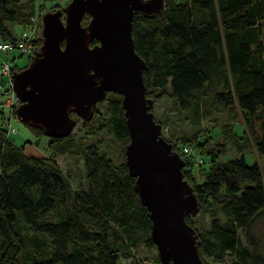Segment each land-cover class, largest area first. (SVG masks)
<instances>
[{"label": "trees", "instance_id": "1", "mask_svg": "<svg viewBox=\"0 0 264 264\" xmlns=\"http://www.w3.org/2000/svg\"><path fill=\"white\" fill-rule=\"evenodd\" d=\"M36 1L47 7V0H0V41H16L33 29V44L40 47ZM164 1L161 10H138L133 19L135 47L146 60L147 95L154 102L173 99L178 115L193 125L217 111L238 112L245 125L242 132L226 131L239 155L222 159L207 152L201 183L184 172L200 201L199 225L197 214L186 219L197 230L204 259L264 264V237L256 231L264 221V0ZM15 23L24 29L19 36ZM16 107L0 101V264H119L121 257L145 264L135 250L157 245L126 163L130 137L122 95L109 92L97 103L83 120L85 138L50 136L47 156L29 154L25 144L10 139L5 123ZM24 123L35 135H47ZM103 128L112 139L103 141ZM111 140L123 142L119 155ZM250 147L263 160L250 163ZM64 153L83 160L77 187L57 161Z\"/></svg>", "mask_w": 264, "mask_h": 264}, {"label": "water", "instance_id": "2", "mask_svg": "<svg viewBox=\"0 0 264 264\" xmlns=\"http://www.w3.org/2000/svg\"><path fill=\"white\" fill-rule=\"evenodd\" d=\"M164 3L70 0L62 8L44 11L40 47L26 66L13 71L16 113L45 134L63 137L79 119H90L109 92L120 93L130 137L126 163L147 206L161 262L207 264L197 230L186 219L200 210L194 186L184 174L187 160L162 134L154 99L147 95L146 60L136 50L132 33L136 11L153 13ZM86 15L90 18L84 22Z\"/></svg>", "mask_w": 264, "mask_h": 264}, {"label": "rangeland", "instance_id": "3", "mask_svg": "<svg viewBox=\"0 0 264 264\" xmlns=\"http://www.w3.org/2000/svg\"><path fill=\"white\" fill-rule=\"evenodd\" d=\"M69 1L70 0H47L44 2L47 7H43L42 9L41 1H36V13L42 14L48 9L55 10L57 7L62 8ZM56 3H58V5L55 6ZM89 18L90 15H86L84 22L88 21ZM13 29L18 36L24 31L22 25L19 23L13 24ZM1 56L13 61L17 67H21L24 65H22V63L28 62L30 55L29 53H22L18 47H15L9 53L4 50L1 51ZM7 79V76L0 75V82L7 81ZM9 95V93H5L0 90V101H7ZM175 105V101L171 98L159 99L154 102V114L156 119L163 124L162 134L167 139L171 140L174 143V148L179 150L181 155L186 158L187 164L183 168L184 172L187 173L192 182L197 180V182L201 183L205 177V168L207 169L210 163L207 152H217L219 154L218 157L222 159L225 157L231 158L239 155L235 145L226 135V131L228 129H235L238 132H242L245 125L240 113L236 112L232 114L230 111L214 112L204 118L199 125H193L188 119L185 120L178 115ZM101 110L104 109L101 108ZM15 115L11 118V124L15 127V129L9 132L10 139L18 145L25 144V150L29 154H35L38 156L50 155L52 153L48 145L50 136L35 135L34 132L20 120L18 115ZM72 133L76 140H79L81 137H86L83 119H79V122L75 126ZM101 136L103 137V141L112 139V135L107 128H103ZM205 138H207V141L200 144L199 142H203ZM111 142L116 144V146L112 148L114 154L119 155L121 153V146L123 142H120L119 144L118 141L111 140ZM185 147H188L189 151H185ZM246 152V157L250 163H253L257 159L263 160L262 158H259L253 147L246 149ZM203 156L206 159L205 164H202L201 162ZM56 158L64 171H71L74 179L73 186L77 187L78 182L84 179L85 170L83 160L79 159V157L75 155H70L69 153L57 154ZM199 217V213L194 216V221H196L195 225L197 226L199 225V222L197 221ZM256 231L264 237V221H260L258 223ZM135 254L140 259H143L145 264L161 263L156 261V256H158L157 247L148 248L141 246L135 250ZM230 259L231 257H228V261ZM131 260V258L121 257L119 264H129ZM205 260L209 264H214L211 258L205 257Z\"/></svg>", "mask_w": 264, "mask_h": 264}, {"label": "built area", "instance_id": "4", "mask_svg": "<svg viewBox=\"0 0 264 264\" xmlns=\"http://www.w3.org/2000/svg\"><path fill=\"white\" fill-rule=\"evenodd\" d=\"M37 18H35L36 20ZM36 36V33L33 29L25 30L23 36L18 38L16 41H0V51L10 52L13 48L18 47L22 53H29L31 55L35 49L33 44V38ZM16 64L13 61L0 59V75L7 76V81L0 82V90L5 93H9L7 99V105L13 107L18 105L19 99L16 95L13 83V68ZM15 114H11L9 120L6 122L9 132L14 130L15 127L11 124V118ZM17 116V114L15 115ZM185 151H189L188 147H185Z\"/></svg>", "mask_w": 264, "mask_h": 264}, {"label": "crops", "instance_id": "5", "mask_svg": "<svg viewBox=\"0 0 264 264\" xmlns=\"http://www.w3.org/2000/svg\"><path fill=\"white\" fill-rule=\"evenodd\" d=\"M7 53H9V52H7ZM30 56H31V55H30ZM30 56H29V59H30ZM0 59L10 60V59H7V58L2 57V56H1V51H0ZM28 61H29V60H28ZM26 63H27V62H26ZM23 64H25V63H22V65H23Z\"/></svg>", "mask_w": 264, "mask_h": 264}, {"label": "flooded vegetation", "instance_id": "6", "mask_svg": "<svg viewBox=\"0 0 264 264\" xmlns=\"http://www.w3.org/2000/svg\"><path fill=\"white\" fill-rule=\"evenodd\" d=\"M29 61H30V59H29ZM29 61L27 62V63H25L23 66H18V68H22V67H24V66H26L28 63H29Z\"/></svg>", "mask_w": 264, "mask_h": 264}]
</instances>
